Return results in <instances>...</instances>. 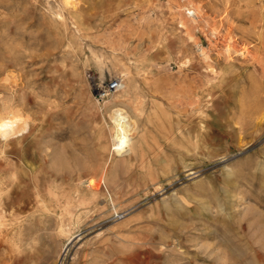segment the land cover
Returning a JSON list of instances; mask_svg holds the SVG:
<instances>
[{
  "label": "rangeland",
  "instance_id": "1",
  "mask_svg": "<svg viewBox=\"0 0 264 264\" xmlns=\"http://www.w3.org/2000/svg\"><path fill=\"white\" fill-rule=\"evenodd\" d=\"M71 1L0 0V116H29L33 163L0 264H264V0ZM130 77L136 149L106 177L117 214L79 177L103 190L96 103L122 88L97 90Z\"/></svg>",
  "mask_w": 264,
  "mask_h": 264
},
{
  "label": "bare ground",
  "instance_id": "2",
  "mask_svg": "<svg viewBox=\"0 0 264 264\" xmlns=\"http://www.w3.org/2000/svg\"><path fill=\"white\" fill-rule=\"evenodd\" d=\"M74 4L75 3H73L71 0H63V5L66 8L71 7ZM186 11L187 15L189 16H192L194 13H196L194 8H188ZM229 50L227 53H229ZM209 70L212 71L211 69ZM213 73L214 71H212V75L209 80L215 78ZM133 86H135V82L132 81V78L130 77L121 87L122 89L119 94L110 95V97L105 99L102 103H96L97 112H99L101 122L107 127L108 133L110 135L108 154L101 169L104 175L103 190L99 191L93 187L96 180L95 174L98 171H93L90 172L89 175L79 177L81 178V184L86 185V187L89 188V193L93 195L100 194L106 196L107 201L112 205L113 210L117 214V208L114 203L116 194H114L113 191L109 189V186L112 185V181L111 179L107 180L106 177L111 174V171L108 170L110 165L115 162H125L132 159L131 155L136 149L137 141L134 135L137 128L139 108L133 99ZM105 108H107L106 110L108 111L107 116H105L104 113ZM4 121H11L13 126L8 130L9 138L7 140L0 138V160H5L8 164L6 168H0V228L5 225V218L7 216L14 215L16 209L23 205L24 200L22 199V190H20V193H15V195L13 192H11V187H17V189H21L20 187H22L23 180H25L28 175L27 171L31 169L30 166L33 165V163L26 161L29 149L27 146H23L22 144L26 134L31 128L29 116L24 115L22 109L17 106L12 108L7 114L0 116V122ZM203 129L204 128L202 127V133ZM2 135L3 133H0V137H2ZM8 147L10 151H7ZM8 153L10 155H14L16 161L12 160ZM5 177L11 182L10 185L5 184ZM41 204L44 210H49V207L45 203ZM33 242L34 241L29 242L28 245H31ZM12 245L14 246L15 252L18 255L23 253L21 243H13Z\"/></svg>",
  "mask_w": 264,
  "mask_h": 264
},
{
  "label": "built area",
  "instance_id": "3",
  "mask_svg": "<svg viewBox=\"0 0 264 264\" xmlns=\"http://www.w3.org/2000/svg\"><path fill=\"white\" fill-rule=\"evenodd\" d=\"M121 88V82L118 79L112 80L105 87L98 88L97 97L98 99H103L108 96L110 93H114Z\"/></svg>",
  "mask_w": 264,
  "mask_h": 264
},
{
  "label": "clouds",
  "instance_id": "4",
  "mask_svg": "<svg viewBox=\"0 0 264 264\" xmlns=\"http://www.w3.org/2000/svg\"><path fill=\"white\" fill-rule=\"evenodd\" d=\"M13 123L11 121L0 122V133H3L2 137L5 140L9 138V129L12 128Z\"/></svg>",
  "mask_w": 264,
  "mask_h": 264
}]
</instances>
